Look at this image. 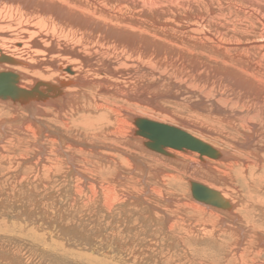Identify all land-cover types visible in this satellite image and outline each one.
<instances>
[{
	"label": "bare ground",
	"instance_id": "1",
	"mask_svg": "<svg viewBox=\"0 0 264 264\" xmlns=\"http://www.w3.org/2000/svg\"><path fill=\"white\" fill-rule=\"evenodd\" d=\"M2 55L6 59L2 60L5 63L0 71L18 73L19 87L30 89L37 81L58 87L44 100L21 104L0 98V103L13 104L19 114L16 120L38 122V130L29 124L32 134H51L52 129L41 116L62 122L64 130L75 134L54 133L57 138L68 140L55 150L69 159L70 171L76 172L78 165L73 161L76 157L67 151L72 149L67 144H72L74 150L81 145L79 148L86 152V147H95L91 145L94 141L82 140L81 136L104 130L116 141L125 137L121 132L130 134L129 142L141 148L150 161L146 164L139 159L136 167L160 176L165 172L158 169L160 166H156L154 160L164 164L175 157L181 162V158L192 155L194 150L170 146L160 151L149 148L146 143L150 140L140 130L137 118L160 122L177 117L184 128L168 125L186 132L191 126L196 127L211 139H215L216 134L227 137L229 130L221 125L215 127L209 117L244 134V138L236 142L242 150L235 148L230 153L217 149L192 134L220 154L211 157L195 151L201 161L194 158L187 164L198 165L196 167L215 176L217 172L223 182L226 180L231 186L233 180H242L240 184L247 189L255 206L264 195V0H0V57ZM38 78L41 80H36ZM40 89L45 90V86ZM164 101L187 104L205 113V118L185 114ZM21 110L26 111L25 117L20 114ZM109 120L115 123L110 125ZM7 123V120L2 121L0 128ZM47 139L45 143L37 142L41 158L50 153L51 143L54 146L56 142V139ZM123 146L122 141L106 146L107 166L113 169L117 160L114 158L118 157L114 152L137 154L136 150L128 151V146ZM207 157L217 160L213 162ZM221 165L225 169L219 170ZM246 172H251L249 182L244 179ZM82 175L84 181L91 180ZM193 182L218 191L230 204L229 208L217 207L192 195L194 208L209 212L211 207H216L226 210L223 213L228 217L239 218L236 201L243 204V200L236 197L238 200L234 201V191L227 187L216 189L196 177L189 181L190 190ZM171 200L169 198L168 202ZM221 221L226 222L224 218ZM248 233L250 238L254 237L252 232ZM262 236L260 241L264 239ZM252 240L245 244L248 246ZM61 253L63 257L73 255L88 260L86 255L66 248Z\"/></svg>",
	"mask_w": 264,
	"mask_h": 264
},
{
	"label": "rangeland",
	"instance_id": "2",
	"mask_svg": "<svg viewBox=\"0 0 264 264\" xmlns=\"http://www.w3.org/2000/svg\"><path fill=\"white\" fill-rule=\"evenodd\" d=\"M4 63L1 61L0 67ZM27 82H31V79ZM164 102L185 114L196 115L202 120L205 118V113L187 104ZM21 113L25 117L26 111L21 110ZM16 115L19 114L13 104L0 103V123L8 121L6 126L0 128V264H264V239L260 241L261 236L264 237V195L255 206L247 189L240 184L242 180H233L231 186L226 180L223 182L217 172L215 176L200 166L196 167L198 165H188L194 158H200L195 151H191L192 155L187 158H181V162L175 157L170 158L165 162L166 167L160 160H154L156 166H164L158 169L165 172L156 176L153 172L141 171L136 167L139 159L146 161V164L150 161L141 148H135L136 144L129 142L130 134L121 132L125 137L116 141L103 130L81 136L82 140L94 141L91 145L95 147H86V152L80 149L81 145L74 150L72 144H67L72 149L66 150L76 157L73 161L80 173L78 170L72 172L69 159L55 150L68 140L57 138L54 133L75 134L64 130L66 127L62 122L46 116L38 117L49 125L51 134H32L29 124L38 130V122L34 121L33 124L24 119L16 120ZM207 118L215 123V127L221 125L229 130V137L216 134L215 139H211L196 127L187 126L190 129H185L217 146V149L229 150L230 153L235 148L242 150L236 142L242 140L244 134L242 136L234 127L221 124V120ZM109 121L110 125L115 123V120ZM160 122L183 127L182 120H177V117ZM116 128L114 126L115 132ZM46 137L47 141L56 139V142L54 146L51 143L50 153L41 158L37 142L45 143ZM121 141L124 148L128 146V151L133 149L137 154L114 152L118 155L114 159L118 161L113 163L112 169L107 166L108 151L105 148L110 143ZM143 147L150 150L145 145ZM218 168L225 169L224 165ZM82 174L91 180L84 181ZM250 175L251 172L244 174L245 182H249ZM195 177L216 189L227 187L234 191V201L239 197L244 204L236 201L238 205L235 211L239 218L228 217L223 213L226 210L216 207L210 206L213 212L194 208L191 202L195 199L189 181ZM167 198H172V202H168ZM195 203L205 206L198 201ZM223 218L225 223L221 221ZM248 232H252L254 237L250 238ZM249 239L257 240V243L252 240L247 246ZM65 248L86 255L88 260L73 255L61 256L64 254L60 252Z\"/></svg>",
	"mask_w": 264,
	"mask_h": 264
},
{
	"label": "water",
	"instance_id": "3",
	"mask_svg": "<svg viewBox=\"0 0 264 264\" xmlns=\"http://www.w3.org/2000/svg\"><path fill=\"white\" fill-rule=\"evenodd\" d=\"M6 56H1L0 61ZM20 75L10 70L0 71V98L11 100L13 103L27 104L33 100H44L48 98L49 92H53L58 87L50 82L37 81L30 89L19 87ZM45 86V90L40 87ZM137 124L144 135L150 140L146 145L154 150L160 151L166 146L177 149L188 148L215 157L220 154L210 144L196 138L192 134L168 124L137 118ZM192 195L204 202L214 206L229 208L230 204L218 191L211 189L198 182L191 183Z\"/></svg>",
	"mask_w": 264,
	"mask_h": 264
}]
</instances>
